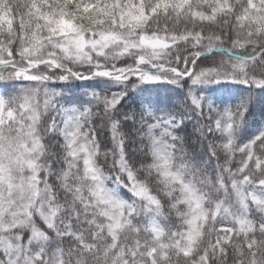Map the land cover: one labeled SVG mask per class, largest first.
<instances>
[{"label": "snow or ice", "instance_id": "snow-or-ice-1", "mask_svg": "<svg viewBox=\"0 0 264 264\" xmlns=\"http://www.w3.org/2000/svg\"><path fill=\"white\" fill-rule=\"evenodd\" d=\"M0 264H264V0H0Z\"/></svg>", "mask_w": 264, "mask_h": 264}, {"label": "trees", "instance_id": "trees-1", "mask_svg": "<svg viewBox=\"0 0 264 264\" xmlns=\"http://www.w3.org/2000/svg\"><path fill=\"white\" fill-rule=\"evenodd\" d=\"M73 83L79 86L75 89V91L77 93H79V92L86 90L87 87L93 82H91V81H76ZM243 87H244L243 85H228L226 89H221V91L227 90V91L235 93L237 90L242 89Z\"/></svg>", "mask_w": 264, "mask_h": 264}]
</instances>
